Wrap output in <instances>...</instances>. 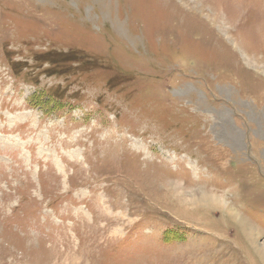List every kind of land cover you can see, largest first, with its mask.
Segmentation results:
<instances>
[{"label":"rangeland","instance_id":"rangeland-1","mask_svg":"<svg viewBox=\"0 0 264 264\" xmlns=\"http://www.w3.org/2000/svg\"><path fill=\"white\" fill-rule=\"evenodd\" d=\"M0 264H264V0H0Z\"/></svg>","mask_w":264,"mask_h":264}]
</instances>
